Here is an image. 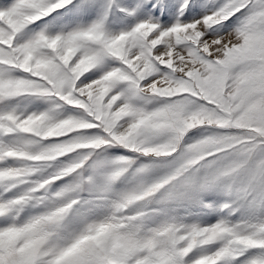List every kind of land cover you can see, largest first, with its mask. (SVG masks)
I'll return each instance as SVG.
<instances>
[{
  "label": "snow or ice",
  "instance_id": "6c2138e0",
  "mask_svg": "<svg viewBox=\"0 0 264 264\" xmlns=\"http://www.w3.org/2000/svg\"><path fill=\"white\" fill-rule=\"evenodd\" d=\"M0 264H264V0H0Z\"/></svg>",
  "mask_w": 264,
  "mask_h": 264
}]
</instances>
